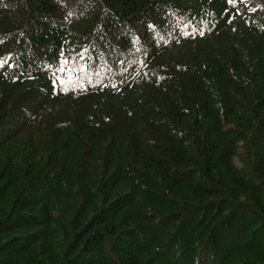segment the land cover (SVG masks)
Returning a JSON list of instances; mask_svg holds the SVG:
<instances>
[{"label":"trees","instance_id":"obj_1","mask_svg":"<svg viewBox=\"0 0 264 264\" xmlns=\"http://www.w3.org/2000/svg\"><path fill=\"white\" fill-rule=\"evenodd\" d=\"M0 64V264H264V0H0Z\"/></svg>","mask_w":264,"mask_h":264},{"label":"snow or ice","instance_id":"obj_2","mask_svg":"<svg viewBox=\"0 0 264 264\" xmlns=\"http://www.w3.org/2000/svg\"><path fill=\"white\" fill-rule=\"evenodd\" d=\"M148 27H149V28H154L155 25H154V24H150ZM189 27H194V26L191 25V24L185 23V28L187 29V28H189ZM193 34H194V33H193ZM200 34L203 35V34H204L203 31H200ZM0 67H3V65L0 64ZM13 67H15V66H13ZM53 87H55V85H53Z\"/></svg>","mask_w":264,"mask_h":264}]
</instances>
